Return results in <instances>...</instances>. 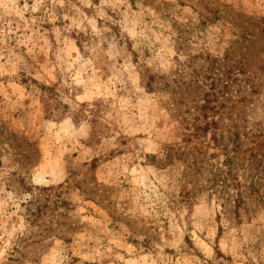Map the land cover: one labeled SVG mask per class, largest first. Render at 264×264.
<instances>
[{"label": "rangeland", "instance_id": "rangeland-1", "mask_svg": "<svg viewBox=\"0 0 264 264\" xmlns=\"http://www.w3.org/2000/svg\"><path fill=\"white\" fill-rule=\"evenodd\" d=\"M206 56L202 89L182 85ZM226 56L251 104L225 93ZM248 104L264 114V0H0V264H264Z\"/></svg>", "mask_w": 264, "mask_h": 264}, {"label": "trees", "instance_id": "trees-1", "mask_svg": "<svg viewBox=\"0 0 264 264\" xmlns=\"http://www.w3.org/2000/svg\"><path fill=\"white\" fill-rule=\"evenodd\" d=\"M83 37H81V34L78 35L76 37L78 44L80 45V47H83ZM227 56L224 58L222 65H224V72L223 75L225 80L220 79V81H223V88L225 93H236L238 95V97H240L239 101L242 102H247L251 104V101H253L252 96L258 93V88L255 85V83L250 80V79H246L245 80V86H241L240 83V78L239 75L233 72V64L231 65V63H229L230 61L227 60ZM218 59H214V58H210L209 56H206V58L204 59L203 65H200L198 68L193 67L192 70V74H194L193 79H188L189 73L187 72V70L181 69L180 75L184 76V80L182 81V85H185L187 88L194 86V89H202L203 85H205V80L210 78L209 73L211 74L212 71L215 70V63L218 62ZM220 61V60H219ZM219 66V65H218ZM238 73H245V68L240 65L239 68V72ZM202 78V79H201ZM152 80H154L153 78H151ZM155 82V80H154ZM164 82V84L166 86H170L168 83H166V81H161ZM176 82V81H175ZM150 88L152 89L154 87L153 82L150 83ZM179 88L181 87L180 85H177ZM214 83L211 84V90L210 91H205L204 93H202V95H200L198 98L199 100H203V103H199L198 101L196 102V100H194V105L191 106L190 108L195 109L196 111H199L200 114H203L204 116L207 115V111L208 110H214L215 107H211V104L213 103V101L217 100L218 97H215L216 94L213 91L214 90ZM226 89V90H225ZM177 92V91H175ZM221 93V92H220ZM176 103V102H175ZM249 104L245 107V109L243 111H241V113L243 114L242 120L245 121V123L247 124L246 126V132L245 135L248 137H259L262 136L264 134L263 131V122L260 119H257V116H263L262 115H254L251 116V120L249 119L250 113H255V109L254 108H248ZM237 110V109H236ZM231 119L234 120L233 115H230ZM254 117V118H253ZM212 124H216L215 121L212 122H208L206 123V126L212 125ZM234 127V131L232 132L231 136L232 139L234 138H239L240 134L239 131L236 127H238V125L236 123H233ZM37 192H31L32 193V198L29 200V207H28V211H30L32 214L36 213L37 217L43 215V214H47V211L50 209V205L47 202L42 203V201H47L48 199H46L45 196H43L42 193H45L46 191H49L50 188L48 187H44V188H39L37 187ZM30 191H32V188L29 189ZM46 196H49L48 194ZM239 200V199H237ZM241 201V200H240ZM239 205V204H238Z\"/></svg>", "mask_w": 264, "mask_h": 264}]
</instances>
